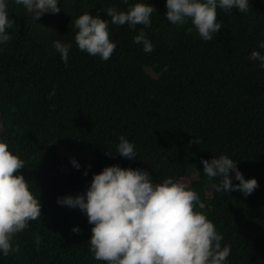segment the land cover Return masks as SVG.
Returning a JSON list of instances; mask_svg holds the SVG:
<instances>
[{
    "label": "trees",
    "instance_id": "obj_1",
    "mask_svg": "<svg viewBox=\"0 0 264 264\" xmlns=\"http://www.w3.org/2000/svg\"><path fill=\"white\" fill-rule=\"evenodd\" d=\"M136 2L156 9L150 27L109 23L116 48L107 61L79 50L76 18L89 12L110 20L103 10ZM6 4L15 23L0 45V141L25 162L19 174L42 215L14 237L18 252L0 253V264H105L89 250L86 214L57 198L85 194L93 175L111 165L147 170L153 183L184 182L199 196L194 211L230 246L226 264H264V68L249 58L253 50L264 55V0H249L247 13L218 8L222 27L210 41L191 21L169 22L166 0H58V14L36 21L15 0ZM141 29L150 53L133 42ZM55 40L71 44L67 65ZM121 136L136 158L114 152ZM220 155L257 180L252 194L215 190L220 177H207L202 160Z\"/></svg>",
    "mask_w": 264,
    "mask_h": 264
},
{
    "label": "clouds",
    "instance_id": "obj_2",
    "mask_svg": "<svg viewBox=\"0 0 264 264\" xmlns=\"http://www.w3.org/2000/svg\"><path fill=\"white\" fill-rule=\"evenodd\" d=\"M15 3L23 5L35 21L45 13L60 12L58 0H15ZM218 8L247 13L249 0H166L164 14L173 25L183 26L191 21L200 38L210 41L222 27L217 22ZM155 10L144 2L134 3L127 11L108 7L103 11L110 20L85 12L74 21L78 29L75 42L79 50L107 61L116 48L109 37V23L127 24L132 29L137 25L150 27ZM14 23L9 19L6 0H0V45L11 40L6 29L12 28ZM133 42L142 43L146 53L153 51L143 29ZM53 46L67 65L71 44L55 40ZM259 48L264 49V42ZM249 58L259 61L264 68V55L259 51L253 50ZM51 95L54 96L55 91ZM114 152L128 159L137 157L134 144L123 136ZM71 163L79 169L74 158ZM202 163L207 177H220V183L215 185L217 192L240 191L246 197L258 187L257 180L245 179L237 161L227 155L203 159ZM22 168L25 162L9 150L6 142L0 141V253L4 256L19 251V244L13 243L14 237L42 215L40 199L33 195L28 180L19 174ZM230 173L235 174L238 184L232 183ZM198 201V194L184 182L168 177L153 183L147 170L118 165L106 166L94 174L85 194L57 198L59 205L78 208L86 214L92 225L89 250L97 261L105 264H226L231 248L222 247V235L213 222L194 211ZM72 231L78 233L79 228L74 227ZM39 243L37 236V246Z\"/></svg>",
    "mask_w": 264,
    "mask_h": 264
},
{
    "label": "rangeland",
    "instance_id": "obj_3",
    "mask_svg": "<svg viewBox=\"0 0 264 264\" xmlns=\"http://www.w3.org/2000/svg\"><path fill=\"white\" fill-rule=\"evenodd\" d=\"M60 150H61V152H64V153L66 152V149L63 147H61ZM211 193H212V189L210 186H208L207 187V195H210Z\"/></svg>",
    "mask_w": 264,
    "mask_h": 264
}]
</instances>
